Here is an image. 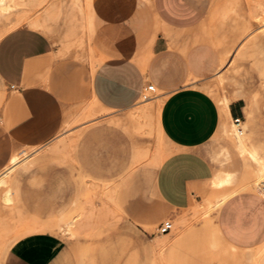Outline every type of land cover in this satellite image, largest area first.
<instances>
[{"label":"rangeland","instance_id":"374dc122","mask_svg":"<svg viewBox=\"0 0 264 264\" xmlns=\"http://www.w3.org/2000/svg\"><path fill=\"white\" fill-rule=\"evenodd\" d=\"M100 2L6 0L0 8V37L39 21L37 28L54 38L61 54L66 53L63 56L74 57L92 72L104 56L91 22L94 4ZM228 3L222 19L241 27L243 41L229 56L224 73L206 90L220 107L226 100L244 98L242 136L263 159L252 161L242 151L232 120L220 127L206 150L217 174L225 175L234 160H240L241 172L234 174L229 193L260 191L264 0ZM230 85L238 88L233 96ZM145 95L136 106L121 111L103 108L88 95L66 106L63 126L52 142L16 151L20 154L16 168L0 173V180H6L0 187V264H264V243L242 249L221 236L215 222L221 196L181 211L169 209L158 198L156 172L172 148L159 130L162 91L156 87ZM217 174L211 183L216 190L224 187L214 183ZM166 220H172L173 230L158 233L159 224ZM159 241L166 244L156 245ZM63 247L66 258L59 252Z\"/></svg>","mask_w":264,"mask_h":264},{"label":"crops","instance_id":"0c3cea01","mask_svg":"<svg viewBox=\"0 0 264 264\" xmlns=\"http://www.w3.org/2000/svg\"><path fill=\"white\" fill-rule=\"evenodd\" d=\"M228 2L101 0L92 15V35L104 56L92 72L63 56L54 38L40 28L23 25L3 34L0 173L17 150L45 146L58 136L67 105L90 95L103 108L126 110L154 85L162 91L160 127L172 148L156 172L158 198L181 211L226 196L215 219L224 240L242 249L264 243V192L229 193L234 174L241 172L240 160L225 175L217 174L206 150L222 122L246 118L244 98H232L225 115L206 90L243 41L241 27L222 19ZM237 89L228 86L232 96ZM216 174L214 183L224 186L218 190L211 186ZM60 249L66 258L68 251Z\"/></svg>","mask_w":264,"mask_h":264},{"label":"bare ground","instance_id":"6f19581e","mask_svg":"<svg viewBox=\"0 0 264 264\" xmlns=\"http://www.w3.org/2000/svg\"><path fill=\"white\" fill-rule=\"evenodd\" d=\"M5 1L6 0H0V8H2V7H4L5 6ZM99 1V0H98ZM101 1V0H100ZM7 3V2H6ZM94 9H96V7L98 6V5H95L94 4ZM30 17H32V16H30ZM27 18V17H26ZM29 18V17H28ZM33 18V17H32ZM21 19H23V18H21ZM34 19V18H33ZM24 20H26L25 19V17H24ZM28 20V19H27ZM91 22H92V19H91ZM91 22H90V25H91ZM20 23V22H19ZM27 23V22H26ZM28 23H29V20H28ZM31 26H33V27H35V28H37L38 26L40 27V23H39V21H32V22H30L29 23ZM28 24V25H29ZM43 24V23H42ZM39 29V28H38ZM41 29V28H40ZM73 47V46H72ZM78 48V47H77ZM65 51H67L66 49H65ZM67 54H68V52H67ZM63 55H66V53L64 54L63 53ZM76 55H78V54H76ZM82 57H85V55L83 56L82 55ZM92 57H94V56H92ZM91 57V58H92ZM103 59V58H102ZM88 60V59H87ZM93 62H95V60H93ZM101 62V61H100ZM96 63V62H95ZM99 64V62H97V64L96 65H94V67H96L97 65ZM93 65V64H92ZM212 90V89H211ZM216 91V90H215ZM211 92V91H210ZM220 96V95H219ZM218 96V97H219ZM223 96V95H222ZM221 97V96H220ZM226 98V97H225ZM158 102V101H157ZM162 99L158 102V105H159V108H160V110H161V106H162ZM229 103H230V101H228V100H226L225 102H222L221 103V112H222V114H225V115H227V112H228V107H229ZM155 104V103H154ZM160 110H159V115H160ZM230 112V111H229ZM227 119H228V117H227ZM110 120H111V118H110ZM109 120V121H110ZM116 120V119H115ZM110 122H113V123H116V121H114L113 119L110 121ZM228 123V121H224V122H222V126L221 127H226V124ZM124 124V123H123ZM120 125V124H119ZM220 127V126H219ZM228 127V126H227ZM159 130H160V135L161 136H163L164 137V134H163V132H162V129H161V127H160V119H159ZM244 134V131L242 132V133H239L238 132V137H239V140H240V145H239V147L241 146L242 147V151L243 152H247L248 154H249V156H250V158H251V160L253 161V160H255V161H260V160H262L263 158H261L259 155H258V153H257V151H255L254 149H250V147L248 146V144L244 141V136H242ZM240 147V148H241ZM20 155V154H19ZM19 155L18 154H16V152H15V154L13 155V157H12V159H11V161H10V163H9V165L7 166V168H9L8 170H13V168L19 163V161H20V157H19ZM137 156V155H136ZM30 159V158H29ZM26 160H27V158H26ZM16 168V167H15ZM258 171H260V173L259 174H263L264 173V163L262 164V166L261 167H259V169L257 170V172ZM8 172V171H7ZM6 174V173H5ZM256 174V173H255ZM8 175V174H7ZM6 175V176H7ZM5 176V175H4ZM256 176V175H255ZM260 176V175H259ZM258 176V178L260 179V177ZM249 177V176H248ZM7 182H8V180H7ZM257 182V181H256ZM255 182V183H256ZM253 183V182H252ZM6 184V180L5 179H2V180H0V187L1 186H3V185H5ZM215 184H219L218 182H216ZM259 184H260V182H259ZM254 185V184H253ZM252 188V187H251ZM104 189V188H103ZM105 191V190H104ZM107 191V190H106ZM226 199V196H222L218 201H217V207H220L221 206V204L223 203V201ZM166 244V242L165 241H159V242H156V245H165ZM247 253V252H246ZM249 253V252H248ZM247 255V254H246ZM239 256H240V258L242 259V257H241V255L239 254ZM249 256V255H248ZM254 256V255H253ZM252 256V257H253ZM251 256H249V259L252 261V259L250 258ZM244 258V257H243ZM247 259V258H246ZM248 261V260H247ZM243 262V261H242Z\"/></svg>","mask_w":264,"mask_h":264},{"label":"built area","instance_id":"2783aa9c","mask_svg":"<svg viewBox=\"0 0 264 264\" xmlns=\"http://www.w3.org/2000/svg\"><path fill=\"white\" fill-rule=\"evenodd\" d=\"M155 91H156V87L154 85H148V87L146 88V92H155ZM144 96L145 98L148 97L145 94ZM233 122L237 128V132L242 133L243 132V125H242L243 121L240 118H236L233 120ZM260 191L264 192V180L260 184ZM173 228H174V223L172 222V220H166L162 222L161 224H159L157 231L160 234H167L171 232Z\"/></svg>","mask_w":264,"mask_h":264}]
</instances>
